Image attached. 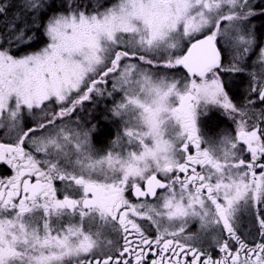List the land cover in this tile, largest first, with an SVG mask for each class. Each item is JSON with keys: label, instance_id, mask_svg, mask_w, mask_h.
<instances>
[{"label": "snow or ice", "instance_id": "obj_1", "mask_svg": "<svg viewBox=\"0 0 264 264\" xmlns=\"http://www.w3.org/2000/svg\"><path fill=\"white\" fill-rule=\"evenodd\" d=\"M255 7L0 0V264H264V38L249 24L264 8ZM37 29L45 45L16 54ZM181 68L182 79L170 75ZM228 73L248 75L243 103ZM101 98L122 124L103 155L97 124L80 119ZM211 109L235 125L212 143L198 123ZM193 221L200 231L186 234Z\"/></svg>", "mask_w": 264, "mask_h": 264}, {"label": "flooded vegetation", "instance_id": "obj_2", "mask_svg": "<svg viewBox=\"0 0 264 264\" xmlns=\"http://www.w3.org/2000/svg\"><path fill=\"white\" fill-rule=\"evenodd\" d=\"M259 35H260L259 38H262V33H259ZM224 54L225 53L223 52V55ZM255 55L256 53H254L253 56L250 58L249 60L250 65L253 64L252 62L256 58ZM240 76L243 77L244 83L242 85L240 84L239 95L238 97H236V99L242 103V100H244V97L246 98L245 88H246L247 82H246V75L244 73H240ZM111 107H112V104H84V110L80 114V119L82 122H85L87 124L88 121H91V123L97 124V132L93 133L92 135L93 140L95 139L96 136L100 134V131L102 128H108L110 130V135L105 139V143L103 144L102 148H104L112 140L116 125L118 126V124L120 123L119 120L111 116L110 113L108 112V109H110ZM262 108H264V105H259V104L256 105L257 112H260ZM93 117H96V119H93ZM101 118H106V119H101ZM214 122L218 123V127L214 131H217L220 128H223L225 133L223 132L213 133L211 126H212V123ZM198 123L201 129V132L204 134V138L208 140L210 143L218 141L225 134H234L233 130L235 128V125L233 124L232 120L229 119L228 116L225 115L219 109H211L207 117H204V116L200 117ZM4 131H5L4 129H0V135H3ZM204 146L205 145H202V147ZM241 224L246 229L251 228L252 233H255L256 231L255 222L253 218H251L247 213L241 214ZM199 231H200L199 222L193 221L188 226L186 230V234L198 233ZM106 239L113 241V243H116L118 241V237L115 234H106ZM205 239H209V237L206 235ZM118 246L119 245L117 244V247ZM213 255L215 256V252H213Z\"/></svg>", "mask_w": 264, "mask_h": 264}, {"label": "rangeland", "instance_id": "obj_3", "mask_svg": "<svg viewBox=\"0 0 264 264\" xmlns=\"http://www.w3.org/2000/svg\"><path fill=\"white\" fill-rule=\"evenodd\" d=\"M93 1H95V3L103 4L105 7L110 6L112 3L116 2V0H93ZM251 2L254 5H257V7L253 8V11H257L258 12V11H260L261 8H264V0H251ZM259 16H261V15L255 16V17L251 18L250 21H249V24L254 26V30L256 32L258 42H259L260 39L264 38V28L260 29V32L258 30L259 28H258V20H257V18ZM259 33H262V38H259V36H260ZM198 37H200V36H198ZM187 42L188 41H187V38H186L184 41H182V45H186ZM220 43L227 44L228 41H221ZM218 46H219V43H218ZM223 52L225 53L224 54V57H225L224 64H225V66H228L229 63H230V53H229V51H223ZM20 54H22V53H20ZM253 54L250 56V58L253 56ZM250 58L247 61V65L249 66V70H253V71L258 70V69L251 68L250 61H249ZM255 60H256V58L254 59V61ZM185 73L186 72L181 68L178 71L170 73V75L175 76L177 79H182L183 76L185 75ZM244 74L246 75V82H247L246 88H245L246 89V98H247V89H248V86H249L248 85L249 77H248V75L246 73H244ZM235 76L239 77L240 73L239 74H237V73H228V74L224 75L222 78L228 81L229 78H232V77H235ZM229 94H230V96L233 97L234 102H236L238 104L241 103L240 101H238L236 99L235 96L232 95L231 92ZM115 98L117 100L119 99L118 96L115 97ZM246 98L244 97V100H242V103H243V101L246 100ZM85 104H112V103H111V100H109V99L101 98V99L95 100V102H85ZM116 119L119 120L118 118H116ZM121 127H122V124H120V123L118 124V126L116 125L115 131H114V136H113L112 140L104 148H102V147H103V144L105 143V139H103L102 137L99 138L100 136H96L95 139L93 140V137H92V144L95 147V149L99 151V153L101 155H103L106 150H112V141L116 139V133L120 131ZM217 127H218V123H215V122L212 123L211 128H212L213 133H222V132L225 133L223 128H220L219 130L214 131ZM205 132H206V130H205Z\"/></svg>", "mask_w": 264, "mask_h": 264}, {"label": "trees", "instance_id": "obj_4", "mask_svg": "<svg viewBox=\"0 0 264 264\" xmlns=\"http://www.w3.org/2000/svg\"><path fill=\"white\" fill-rule=\"evenodd\" d=\"M16 2H19V0H16ZM85 2H88V0H85ZM91 2L95 3V1L93 0H91ZM11 14L12 13L10 11L9 17L11 16ZM257 20H258V28L260 31V29L264 28V15L259 16ZM2 23H3V20L2 18H0V24ZM0 32H3V27H0ZM35 32H36V39L33 41L32 46L30 48L22 49L21 53L28 52V51H36L45 45V43L47 42V38L42 34V30L37 29L35 30ZM16 54H20V53H16ZM228 82L230 85V92L232 93L233 96L238 97L240 84L242 85L244 83L243 77L235 76V77L229 78ZM109 135H110V130L108 128H102L98 136H100L99 138L102 137L103 139H106ZM3 174L9 175L10 173L4 172Z\"/></svg>", "mask_w": 264, "mask_h": 264}, {"label": "water", "instance_id": "obj_5", "mask_svg": "<svg viewBox=\"0 0 264 264\" xmlns=\"http://www.w3.org/2000/svg\"><path fill=\"white\" fill-rule=\"evenodd\" d=\"M198 38H202V37H198ZM185 72L187 71L186 69H183Z\"/></svg>", "mask_w": 264, "mask_h": 264}]
</instances>
